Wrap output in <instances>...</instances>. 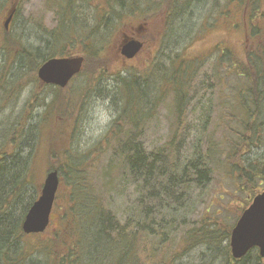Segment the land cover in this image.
Here are the masks:
<instances>
[{"label": "trees", "instance_id": "16d2710c", "mask_svg": "<svg viewBox=\"0 0 264 264\" xmlns=\"http://www.w3.org/2000/svg\"><path fill=\"white\" fill-rule=\"evenodd\" d=\"M21 1L13 0L11 8H15V13L9 29L4 23L0 26V112L28 85L34 87L35 99L43 85L37 75L40 66L52 57L75 55L73 48L77 45L84 48L81 75L86 80L82 86L69 89L55 86L54 96L37 124L29 125L31 115L26 108L20 118H8L0 124V264H37L34 254L44 255L40 264H84L79 220L94 212L96 224L99 222L98 227L95 225L97 232L106 241V264H178L183 256L203 245L224 257V264H264L257 249L242 259H233L229 245L233 226H222L218 218L209 214L202 217L200 226L190 222L178 241L174 235L179 222H183L184 215L176 217L181 213L183 201L190 200L188 193L193 186L203 188L211 179L219 147H223L225 158L218 165L231 166V175L234 174L240 192L246 196L242 212L264 189V158L256 166L246 158L253 146L262 143L264 130V0H230L221 12L226 20L232 18L234 8L236 15L239 9L242 13L241 21L235 24L246 34V62L232 48L221 45L216 48L219 59L214 67L220 70L225 63L226 77L245 79L246 86L237 89L235 96L244 116L238 118L231 107L224 108L222 144L218 146L213 132L210 134L204 128L188 156L182 151L181 130L187 100L204 59L188 57L183 50L165 53L163 48H168L165 41L168 32L173 31L177 19L191 11L193 0H163L152 5L147 0H49L48 6L58 16V24L51 30L45 29L44 48L27 45L11 31L20 14ZM7 2L0 0V15ZM133 21L157 34L160 54L164 52L167 60L161 62L159 54L146 70L133 67L112 70L114 38ZM127 35L144 43L150 40L135 32ZM105 76H112L118 85L110 92L115 117L103 138L88 152L80 153L66 144L72 132L68 128L65 131V127L73 119L76 126L78 104L86 105L95 90V81ZM169 97L176 116L172 136L162 146L148 151L139 136ZM230 122H237L240 129H234ZM28 127L29 150L25 151L22 138ZM229 132L234 133L235 139L228 136ZM43 139L47 145L44 156L55 157L57 161L49 171L58 170L60 176L69 180V212L64 215L61 228L51 232L47 241L32 244L31 239L40 238V234H25L22 223L39 196L36 157ZM105 153L111 155L104 167L107 177L103 172V178L109 180L100 184L89 175L96 173V160ZM224 154H219L218 161H222ZM120 179L137 183L142 194L137 223L130 218L121 223L116 214L105 210V186ZM98 257L94 254L91 264Z\"/></svg>", "mask_w": 264, "mask_h": 264}, {"label": "rangeland", "instance_id": "374dc122", "mask_svg": "<svg viewBox=\"0 0 264 264\" xmlns=\"http://www.w3.org/2000/svg\"><path fill=\"white\" fill-rule=\"evenodd\" d=\"M5 1V0H4ZM49 0H22L21 11L15 22L12 23L11 31L13 34L21 38L27 45L32 47H45L44 39L47 37L45 29L51 30L58 24V16L48 6ZM230 0H193V8L182 18L177 19L174 24L173 31L168 32L166 37V44L168 48H163L165 53L182 51L188 57L201 56L204 61L200 63L199 72L194 80L192 91L187 100V106L185 111V118L182 127V134L184 137V144L182 145L183 154L188 156L193 152L192 145L195 140L201 136L204 128L208 133L213 132V138L216 139L218 146L222 144V137L224 135L222 125L225 123L221 114L226 111L224 108H232L233 112L238 115V118H242L244 113L241 109L238 98L237 89L245 87L246 82L244 78L239 76H225L224 63L222 69L215 68L214 64L219 59V52L216 48L222 46H228L246 62L245 50H246V34L244 29L235 24L241 21L240 9L238 14L233 9L232 18L225 19L222 17V11L225 8L226 3ZM149 2V3H148ZM163 0H147V4H159ZM13 0H8L7 5L0 15V26H3L5 19L8 16V12L12 7ZM233 8V7H232ZM246 13V11H245ZM241 14V15H240ZM238 17V18H237ZM139 33L141 36L146 35L147 40L141 53L133 59L125 60L121 54V45L123 38L127 34ZM155 33H152L150 27L142 26L139 22L133 21L127 27L121 28L114 38L113 46L116 50L111 64L112 70L136 68L138 70H146L150 67L154 58L160 54V33L156 38ZM248 44H251L249 42ZM160 48V49H159ZM73 54L83 55L84 48L82 45H77L73 48ZM159 50V51H158ZM158 51V52H157ZM162 52L160 54V61L167 60V56ZM85 57V56H84ZM84 68V66H83ZM82 68V71H83ZM82 71L63 89H69V87L82 86L86 80L85 75H81ZM219 72V74H218ZM112 74V73H110ZM38 75V73H37ZM97 79L95 81V90L91 93L87 99L86 105L83 107L81 104L77 106L75 111V117H79L76 126L74 119L68 121L65 127L72 132L70 140H66V144L73 150L80 153L88 152L94 145H96L105 135L109 129L110 124L99 136H95L94 133L100 125L101 113L104 109L113 110L111 91L117 88V82L110 76H105L102 80ZM38 89L37 96L33 97L34 87H25L11 103L4 106L0 112V124L2 121H8V118L17 119L20 118L25 109L29 113L30 121L29 125H35L38 123L41 115L45 111L46 104L51 101L54 96L56 87L51 84H45ZM236 98V99H235ZM105 101L107 103H105ZM33 103V105H31ZM80 103V102H79ZM172 98L169 97L164 101L160 107L157 108V113L146 124L144 133L139 136L144 143L148 151H153L165 144L172 136V130L175 126V110ZM235 126L234 129H240L237 122H230ZM29 127L27 128L26 135L22 138L23 147L25 151L29 150L27 139L29 138ZM207 134V132H206ZM230 138L235 139L234 133H227ZM226 134V135H227ZM42 145L37 150L36 157V182L40 186V192L44 183L47 172L50 166L56 161L46 158L44 155L46 150V139H43ZM259 147L253 146V150L246 156L247 161L253 165H257L259 161L264 158V130L262 143H258ZM223 147H219L218 153L214 160V172L211 179L203 188L193 186L188 195L189 201H183L184 205L181 209V213H177L176 217L179 218L182 215L183 222H179L178 231L174 234L176 240L183 235V231L187 230L191 223L192 225L200 226L202 217L206 215H212V218H218L222 226H234L238 220V216L242 213L243 208L246 206V196L240 192L237 180L234 178V174L231 175V166L223 164L218 165V162H223L225 158L224 152L221 150ZM226 149V148H225ZM185 152V153H184ZM219 154L222 156V161H218ZM94 157V155H93ZM111 155L105 153L101 159L96 160V173L89 175L97 183L108 182L103 178L104 167L107 166L110 161ZM92 158V154H91ZM77 161V157L74 158ZM74 160V161H75ZM234 161V160H233ZM57 162V161H56ZM226 162V161H224ZM229 162V161H228ZM246 163V161H245ZM231 171V172H230ZM235 172V168H234ZM230 173V174H229ZM107 177V174H105ZM68 179L66 176H60V185L56 195V201L53 208L52 218L48 229L40 234V238L36 240L31 239L30 243H40L47 241L50 238V233L61 228L62 219L66 213L69 212L67 207L71 186L68 185ZM105 186L104 204L108 212L117 215L118 221L124 223L129 218L138 222L139 210H140V198L138 185L130 179L127 181L116 180L115 183ZM39 192V194H40ZM89 203V202H87ZM176 209H179L176 207ZM97 214L94 212L90 214L88 218L83 217L79 220V225L82 228L80 250L84 255V264H91L94 254H98L100 257L94 259L93 264H106L104 262L107 254V246L105 237L100 236L97 232L98 223ZM191 222V223H190ZM189 223V225H188ZM96 225V226H95ZM32 243V244H33ZM177 243V242H176ZM225 244V243H224ZM175 245L173 244V247ZM146 255L145 253L143 254ZM215 256L217 258H215ZM34 258L39 261L44 259V255L34 254ZM155 258V257H153ZM35 259V260H36ZM145 259V257L143 258ZM224 264V257L216 255L215 251L207 250L206 246H200L195 248L190 253L183 256L178 264Z\"/></svg>", "mask_w": 264, "mask_h": 264}, {"label": "water", "instance_id": "95a60500", "mask_svg": "<svg viewBox=\"0 0 264 264\" xmlns=\"http://www.w3.org/2000/svg\"><path fill=\"white\" fill-rule=\"evenodd\" d=\"M14 13L15 8L11 9L5 20L6 29H9ZM143 46L141 40L125 35L121 54L125 58L132 59L141 52ZM84 62L85 58L82 55L52 57L40 66L38 78L42 83L64 88L82 71ZM59 185L58 170L47 172L41 193L22 223L24 233H42L47 229ZM229 244L234 259H242L253 248H257L259 255L264 258V190L255 195L237 220L232 228Z\"/></svg>", "mask_w": 264, "mask_h": 264}, {"label": "clouds", "instance_id": "9594fccd", "mask_svg": "<svg viewBox=\"0 0 264 264\" xmlns=\"http://www.w3.org/2000/svg\"><path fill=\"white\" fill-rule=\"evenodd\" d=\"M105 103H107L105 101ZM115 113L110 109H104L101 113L100 127L96 129L94 135L99 136L106 129L107 125L110 124L111 120L114 119Z\"/></svg>", "mask_w": 264, "mask_h": 264}]
</instances>
